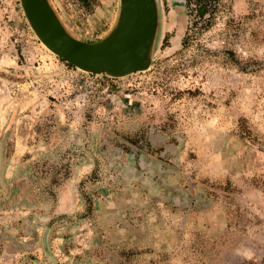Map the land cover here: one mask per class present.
<instances>
[{"label":"rangeland","instance_id":"374dc122","mask_svg":"<svg viewBox=\"0 0 264 264\" xmlns=\"http://www.w3.org/2000/svg\"><path fill=\"white\" fill-rule=\"evenodd\" d=\"M156 1L147 69L113 78L0 0V264H264V0L185 42V1ZM48 2L86 42L118 9Z\"/></svg>","mask_w":264,"mask_h":264},{"label":"water","instance_id":"95a60500","mask_svg":"<svg viewBox=\"0 0 264 264\" xmlns=\"http://www.w3.org/2000/svg\"><path fill=\"white\" fill-rule=\"evenodd\" d=\"M23 16L39 42L74 68L108 77L147 69L158 30L156 0H118L112 27L98 40L70 36L48 0H19Z\"/></svg>","mask_w":264,"mask_h":264},{"label":"trees","instance_id":"16d2710c","mask_svg":"<svg viewBox=\"0 0 264 264\" xmlns=\"http://www.w3.org/2000/svg\"><path fill=\"white\" fill-rule=\"evenodd\" d=\"M187 14L190 17L182 37V42H185L188 31L200 32L205 30L213 12L216 10L218 0H184ZM84 2V0H81ZM194 33V32H193Z\"/></svg>","mask_w":264,"mask_h":264}]
</instances>
